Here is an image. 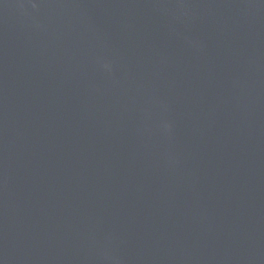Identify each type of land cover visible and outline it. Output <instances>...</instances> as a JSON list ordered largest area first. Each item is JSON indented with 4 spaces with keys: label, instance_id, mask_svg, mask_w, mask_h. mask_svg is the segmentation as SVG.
<instances>
[{
    "label": "water",
    "instance_id": "1",
    "mask_svg": "<svg viewBox=\"0 0 264 264\" xmlns=\"http://www.w3.org/2000/svg\"><path fill=\"white\" fill-rule=\"evenodd\" d=\"M0 264H264V0H0Z\"/></svg>",
    "mask_w": 264,
    "mask_h": 264
}]
</instances>
